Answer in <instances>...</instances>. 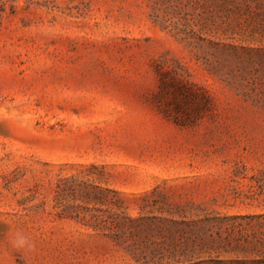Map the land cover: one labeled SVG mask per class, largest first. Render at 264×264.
I'll list each match as a JSON object with an SVG mask.
<instances>
[{
    "label": "rangeland",
    "instance_id": "374dc122",
    "mask_svg": "<svg viewBox=\"0 0 264 264\" xmlns=\"http://www.w3.org/2000/svg\"><path fill=\"white\" fill-rule=\"evenodd\" d=\"M13 4L0 20V264H142L134 228L115 240L93 227L122 211L250 216L213 231L264 248V64L242 77L246 55L221 45L264 44L263 0ZM158 66L209 93L201 119L191 104L186 123L161 111ZM86 185L118 194L87 204ZM16 230L35 251L11 247Z\"/></svg>",
    "mask_w": 264,
    "mask_h": 264
},
{
    "label": "trees",
    "instance_id": "16d2710c",
    "mask_svg": "<svg viewBox=\"0 0 264 264\" xmlns=\"http://www.w3.org/2000/svg\"><path fill=\"white\" fill-rule=\"evenodd\" d=\"M14 1L0 0V20L6 13L7 7L13 10ZM216 45H219V42ZM221 45L231 46L235 50L239 49L246 55V58H242L241 53H235L238 71L241 72L242 77L246 76L244 74L250 63L257 61L264 64V44L233 46L223 43ZM156 70L159 82L154 97L160 105L163 103L161 111L167 116H172L175 122L180 124L187 122L189 119L187 116L188 104H191V108L194 110L192 116L194 120L201 119L210 109L212 98L201 86L184 79L175 69L168 70L158 66ZM92 168L96 167L92 165ZM108 194L117 195L118 191L100 185H86L80 189L79 196L81 201L88 204L91 202L101 203L100 201ZM115 214L116 223L113 227L98 225V216L93 214L91 219L95 225L94 229L109 231L113 234L112 236L108 232L110 237L118 240L125 234L124 225H130L131 228H134V236L140 239L143 244L142 249H134L132 252L137 261L142 260V264H264L263 247L252 246L248 249L238 242H233L229 234L222 237L221 234L213 231L215 223L222 221L225 217L243 219L250 216L221 217L219 214L211 213L201 216H175L153 212L130 216L125 211ZM230 252H239L243 255L225 256ZM253 252L254 254H252Z\"/></svg>",
    "mask_w": 264,
    "mask_h": 264
},
{
    "label": "clouds",
    "instance_id": "9594fccd",
    "mask_svg": "<svg viewBox=\"0 0 264 264\" xmlns=\"http://www.w3.org/2000/svg\"><path fill=\"white\" fill-rule=\"evenodd\" d=\"M8 243L15 251L21 253L22 255L24 253H31L35 251L36 248L34 240L23 230L14 231L11 234Z\"/></svg>",
    "mask_w": 264,
    "mask_h": 264
}]
</instances>
